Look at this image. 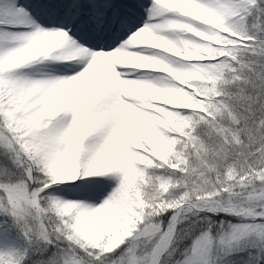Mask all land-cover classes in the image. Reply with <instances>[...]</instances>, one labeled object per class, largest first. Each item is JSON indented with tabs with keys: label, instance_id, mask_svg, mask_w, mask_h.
Wrapping results in <instances>:
<instances>
[{
	"label": "snow or ice",
	"instance_id": "1",
	"mask_svg": "<svg viewBox=\"0 0 264 264\" xmlns=\"http://www.w3.org/2000/svg\"><path fill=\"white\" fill-rule=\"evenodd\" d=\"M0 264H264V0H0Z\"/></svg>",
	"mask_w": 264,
	"mask_h": 264
},
{
	"label": "bare ground",
	"instance_id": "2",
	"mask_svg": "<svg viewBox=\"0 0 264 264\" xmlns=\"http://www.w3.org/2000/svg\"><path fill=\"white\" fill-rule=\"evenodd\" d=\"M23 2L34 11H39L42 0H23Z\"/></svg>",
	"mask_w": 264,
	"mask_h": 264
}]
</instances>
